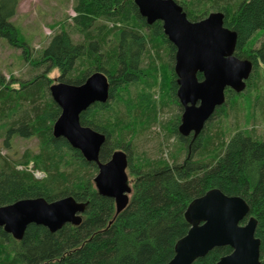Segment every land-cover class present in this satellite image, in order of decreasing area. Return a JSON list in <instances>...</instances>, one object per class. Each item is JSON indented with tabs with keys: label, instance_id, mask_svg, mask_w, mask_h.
<instances>
[{
	"label": "trees",
	"instance_id": "16d2710c",
	"mask_svg": "<svg viewBox=\"0 0 264 264\" xmlns=\"http://www.w3.org/2000/svg\"><path fill=\"white\" fill-rule=\"evenodd\" d=\"M176 1L191 21L212 11L224 12L225 26L238 34L235 55L251 59L253 69L258 58L264 62V46L252 48L253 37L264 30V0ZM18 3L0 0V38L23 48L28 58L27 44L11 21ZM74 10L72 19L83 34L82 41L67 30L56 33L41 58L32 61L35 66L45 65L44 70L20 88H13L0 73V132L7 138L35 136L39 143L37 154L15 162L0 156V206L21 198L42 196L53 201L72 195L87 203L83 221L56 232L31 223L22 240L0 227V264H166L175 255L176 242L190 229L185 217L188 205L212 188L247 200L250 215L257 219L264 264V139L238 130L227 141L220 137L222 133L207 134L205 128L193 139L192 134L181 135L172 122L170 132L178 137L171 152L173 163L133 155L136 132L142 125L158 122L159 88L161 106L164 93L177 100L176 47L162 22L148 24L134 0H75ZM54 68L60 81L71 84L83 83L96 70L109 77L108 101L91 105L81 113L80 122L105 135L101 161H108L118 149L127 153L132 192L119 213L115 200L96 188L97 164L87 161L65 137L53 134L61 113L49 91L53 83L49 73ZM198 77L202 79V74ZM235 95L226 89V98ZM31 160L46 172L43 179L17 168ZM231 252L230 246L215 247L192 264H216Z\"/></svg>",
	"mask_w": 264,
	"mask_h": 264
},
{
	"label": "water",
	"instance_id": "95a60500",
	"mask_svg": "<svg viewBox=\"0 0 264 264\" xmlns=\"http://www.w3.org/2000/svg\"><path fill=\"white\" fill-rule=\"evenodd\" d=\"M134 1L148 24L162 22L165 35L176 47V95L183 108L178 131L183 136L192 134L194 139L225 103L227 88L237 93L245 90L253 62L235 55L238 34L225 26L224 12L212 11L203 19L191 21L176 0ZM49 91L61 109L53 134L65 137L87 161L97 164L96 188L100 194L113 198L117 213L121 212L132 192L127 153L118 149L108 161H101L105 135L80 122L83 111L96 102L108 101L109 77L96 70L81 84L53 83ZM86 206V202L77 201L72 195L53 201L42 196L21 198L0 206V227L17 240L23 239L31 223L56 232L66 224L79 225ZM185 217L190 229L176 242L175 255L166 264H192L219 246H230L232 252L216 264H261L257 219L250 215V205L244 197L227 195L219 188L209 189L190 202Z\"/></svg>",
	"mask_w": 264,
	"mask_h": 264
},
{
	"label": "rangeland",
	"instance_id": "374dc122",
	"mask_svg": "<svg viewBox=\"0 0 264 264\" xmlns=\"http://www.w3.org/2000/svg\"><path fill=\"white\" fill-rule=\"evenodd\" d=\"M74 5L75 0H19L17 12L11 21L27 44L28 58L23 53V48L13 47L6 38H0V73L13 88H20L22 82L44 70L45 65L35 66L32 61L41 58L42 52L56 33L67 30L76 41L83 40V34L72 19L76 15ZM108 25L112 26L111 23ZM252 46L253 49L264 46V30L255 34ZM146 59L148 65L149 58ZM59 75L57 68L49 73L53 83L62 82ZM161 77L159 81H162ZM237 94L226 98L224 110L214 115L206 125L207 134L222 133L220 137L228 141L234 132L245 130L254 137L264 139V62L261 58H258L257 67L247 80L245 90ZM163 96L165 103L161 106L162 91L159 88L155 95L159 101L158 122L149 126L142 125L139 133L136 132L132 143L133 155L153 160L163 158L173 163L171 152L178 137L170 132L169 126L172 122L179 126L183 108L178 97L177 100L173 97L171 101L166 93ZM38 152L37 137L14 134L7 138L5 133L0 132V156L7 157L9 161L15 162L24 155H35ZM183 160L182 156L180 162ZM17 168L32 172L38 179L46 176L44 170L35 167L33 160L27 165L18 164ZM130 178L133 181L134 178Z\"/></svg>",
	"mask_w": 264,
	"mask_h": 264
},
{
	"label": "flooded vegetation",
	"instance_id": "af4514ba",
	"mask_svg": "<svg viewBox=\"0 0 264 264\" xmlns=\"http://www.w3.org/2000/svg\"><path fill=\"white\" fill-rule=\"evenodd\" d=\"M254 65V64H253Z\"/></svg>",
	"mask_w": 264,
	"mask_h": 264
}]
</instances>
